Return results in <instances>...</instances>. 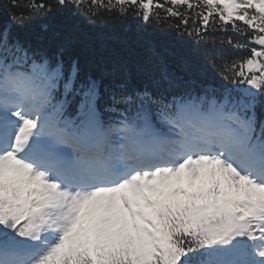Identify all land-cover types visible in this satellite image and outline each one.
Listing matches in <instances>:
<instances>
[{"label":"snow or ice","instance_id":"obj_1","mask_svg":"<svg viewBox=\"0 0 264 264\" xmlns=\"http://www.w3.org/2000/svg\"><path fill=\"white\" fill-rule=\"evenodd\" d=\"M6 7L0 264H264V0ZM61 12L175 29L223 83L183 84L160 62L151 87L102 91L17 34Z\"/></svg>","mask_w":264,"mask_h":264},{"label":"trees","instance_id":"obj_2","mask_svg":"<svg viewBox=\"0 0 264 264\" xmlns=\"http://www.w3.org/2000/svg\"><path fill=\"white\" fill-rule=\"evenodd\" d=\"M6 4L7 0H0V27L9 19ZM17 34L49 56H62L67 63L78 61L81 76L99 80L102 91L116 85L151 87L158 79L160 62L183 84L223 83L193 38L181 36L175 29L158 31L135 18L89 23L82 16L61 12L35 19ZM141 38L155 44L159 57L146 51ZM227 55L237 53L228 50Z\"/></svg>","mask_w":264,"mask_h":264}]
</instances>
